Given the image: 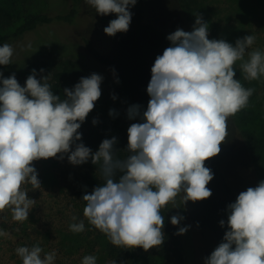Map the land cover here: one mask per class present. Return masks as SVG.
Returning a JSON list of instances; mask_svg holds the SVG:
<instances>
[{
  "label": "clouds",
  "instance_id": "1",
  "mask_svg": "<svg viewBox=\"0 0 264 264\" xmlns=\"http://www.w3.org/2000/svg\"><path fill=\"white\" fill-rule=\"evenodd\" d=\"M85 3L101 16L115 14L103 29L114 37L129 30L130 8L137 0ZM195 17L192 31L177 28L167 36L171 46L156 57L147 86V110L141 112L138 104L127 109L129 120L141 122L127 129L124 159L116 155V137L103 139L95 152L79 142V129L102 95V75L81 77L73 88L63 89L61 99L51 90L49 75L37 79L33 69L21 86L15 73L5 78L0 72V213L7 208L13 221L28 220L36 200L29 198L24 185L41 188L33 162L65 156L74 166L89 160L97 166L104 183L82 196L83 215L112 245L123 249L147 252L160 247L165 241L163 209L179 208L178 197L184 206L212 196L208 184L214 173L206 161L221 152L229 135V117L246 108L255 91L235 78V65L240 62L245 80H259L264 77V52L248 51L256 41L251 34L238 38L234 46L224 39H209L208 23L199 13ZM13 54L12 45H0V65L12 64ZM116 114L109 110V116ZM97 123L94 118L92 124ZM227 213L223 240L204 264H264V180L240 192L227 205ZM184 219L176 214L170 222L179 226ZM219 224L223 228L225 220ZM189 228L178 227L176 234ZM69 230L84 232V220L70 224ZM6 235L0 230V236ZM15 251L22 264H55L56 252L44 253L38 245ZM81 264H97V257L86 255Z\"/></svg>",
  "mask_w": 264,
  "mask_h": 264
},
{
  "label": "trees",
  "instance_id": "2",
  "mask_svg": "<svg viewBox=\"0 0 264 264\" xmlns=\"http://www.w3.org/2000/svg\"><path fill=\"white\" fill-rule=\"evenodd\" d=\"M61 1L63 0H57L55 6H58ZM64 1L68 2L71 6V10L67 14H56L52 16L46 12H42L32 15L20 23L9 36H6L4 42L20 40L25 35L31 32L35 33L37 29L46 27L51 23H72L81 0ZM176 1L179 3L182 21L189 26L195 24V15L198 13L201 14L204 19L205 12L201 10L202 8L196 0ZM227 1L233 9L232 15L229 16L233 29H231L228 37L225 38L227 42L235 44V41L240 38L241 30L246 27L253 28L254 25L264 27V0ZM50 8L49 2L46 1L42 9L46 11ZM130 11L133 15L129 30L126 33H117L114 37L107 35L110 39V48L106 53L97 51L87 40L83 41L85 53L92 59L90 64L91 73L88 75L76 73L71 69L69 63H66L63 65L61 72L49 75L47 82L51 86V90L54 94L60 95L61 99H63L64 88H73L81 77H87L92 73L101 75L99 69L102 68L104 72L110 73L112 77L111 81H108V79L104 77L101 84V96L105 99L104 101L109 104L111 109L119 111L126 117L128 107L133 104L140 105L141 112L147 110L148 101L150 99L147 93V86L151 79V68L156 57L162 55L164 49L168 47V40L161 30L145 21L146 10L144 0H137L135 6L130 8ZM91 14L103 24L104 28L108 26L111 20L116 18L115 14L101 16L97 14L92 7ZM12 21V12L7 7L0 5V29L12 25ZM217 30L216 26H214V35L218 32ZM48 40L49 38L44 39L41 37H38L36 40L34 39V41L24 49L22 55L23 59L17 62V66L9 69L6 66L0 65V72H3L5 78L15 73L20 85L24 86L27 79L26 77L30 74L25 76V71H28V68L24 70V73H22V70L35 55L45 53L67 58L77 54L75 46H73L74 48L69 46L70 49H67V51L47 48L42 42ZM0 45H3V43H0ZM33 69H35V65ZM235 70V78L239 79L245 88H253L255 90L253 95L249 98L248 106L234 116H236L237 119L241 118L242 122L248 123V130L243 132V137L246 140L245 149L248 157V166H250L251 169L253 168L254 173H259L258 175L260 176V173H264V161H262L264 157L259 154L260 147L264 150V130H259L260 127L258 128V126L262 123L261 119L264 120V113L261 114L257 107L264 105V101L260 102L258 96V92L261 89L259 84H262V98H264V77H261L259 80L248 81L245 80L240 73L237 64L235 65ZM46 75L48 74L44 72L41 74V77ZM113 94L117 97L115 100L111 98ZM103 103L104 102H102V105ZM106 107L107 105L105 106V110ZM103 115L108 116V113H99L98 108L95 106L94 110L89 113L86 121L79 129V132L82 133V141L79 142H83L85 146L91 148L92 151L98 150L100 143L103 139L107 138V136H105L107 134L106 126L92 124L95 116ZM114 119L117 129L119 128L121 134L124 135L122 136V142L120 141L121 145H115L118 150L116 155L118 158L124 159L128 155L127 146L124 145L125 139L128 138L127 129L132 123H139L141 121L137 118L131 120L129 124L124 120L122 121L120 118L116 119L114 117ZM249 127H251V130H249ZM109 131L110 130H108V132ZM257 159L260 161L259 165H256ZM205 166L210 168L214 173L213 180L208 184V187L212 191V196L206 200L195 203L189 201L184 206L178 197L177 203L180 206L179 208H172L171 205H168L167 208L162 210V214L165 217V225L163 228L165 241L160 247H154L147 251L161 260L159 264H185V259L181 250L180 237L176 234L178 227L182 225L184 221L189 222L202 233L212 236L214 239V247H217L223 240L224 233L227 230V205L235 202L239 193L235 185L232 184L225 175L216 157L206 161ZM256 173L255 176L257 179ZM72 174L73 178L69 183H66L68 185H65L66 190L63 192L70 198L75 206L85 207L86 202L83 201L82 196L86 193H90L96 186L102 185L104 183L103 177L96 174L92 169H85L83 172L76 169ZM176 214L185 217V219L180 222L179 226H173L170 222L171 216ZM222 219L225 220V226L223 228L219 224V221ZM19 230L24 238V242L19 244L18 247L27 246L31 248L34 245H38L43 251L48 250L44 246L45 241L39 238V234L35 233V225L31 229L24 221L19 227ZM70 235L71 238L67 240L70 245L67 250H69L70 253L80 244L81 240L83 242L87 238L93 239L95 237L104 241V252L108 260L123 262L133 259V254L130 249H123L112 245L104 234L92 227L89 223H85L84 232H72ZM147 252L143 250L145 256H147Z\"/></svg>",
  "mask_w": 264,
  "mask_h": 264
},
{
  "label": "rangeland",
  "instance_id": "3",
  "mask_svg": "<svg viewBox=\"0 0 264 264\" xmlns=\"http://www.w3.org/2000/svg\"><path fill=\"white\" fill-rule=\"evenodd\" d=\"M46 1L49 2L51 8L44 11L45 9L42 8L45 6ZM196 1L202 8L201 10L205 12L203 20L208 23V38L226 40L225 38L228 37L231 29H233L229 18L232 15V6L230 7L227 0ZM56 2L57 0H0V5L7 7L13 14L12 25L0 29V43H8L14 48L13 63L6 67L10 69L17 66V62L23 59L24 49L38 37L49 38L48 41H43L42 43L45 47L51 49L67 51L70 47L75 46L77 54L67 58L45 53L35 55L28 64L26 63L27 65L22 70V73L28 68L29 70L25 71V76L31 74L35 65L37 79H40L41 74L44 72L48 75L61 72L63 65L66 63H69L71 69L76 73L83 75L91 73L90 64L92 59L85 53L84 40L91 43L101 53H106L109 50L110 39L103 31L104 26L91 14V6L87 5L85 0L80 1L72 23H51L46 27L37 29L35 33L31 32L25 35L20 40L4 42L6 36H9L20 23L32 15L42 12L52 16L56 14L64 15L71 10L68 2L63 0L58 6H55ZM144 5L146 10L145 21L161 30L166 37L177 30V28L184 31H192L193 25L189 26L182 21L179 3L176 0H144ZM214 26L218 29L216 35L213 34ZM250 34L256 37V41L248 51L259 49L264 52V27L259 25H254L253 28L246 27L241 30L240 38ZM167 46H171L170 41H168ZM239 64L240 62H237V67L242 74ZM40 69H45V71L41 73ZM99 71L108 81L112 80L110 73L104 72L102 68ZM259 87L261 89L258 92V96L261 102L264 101V98H262V84H259ZM104 100L101 96L95 106L98 108L99 113H108V116H95V119L98 120L97 124L100 126H106L107 134L105 136L108 139L116 137V145H121L122 136L124 135L121 134L119 128L117 129L114 117L116 119L120 118L129 124L131 120L119 111H116L117 114L115 116H109L111 108ZM101 101L104 102V106ZM257 108L261 114L264 113V105ZM261 121L262 123H260L258 128L260 127L259 130H264V120L261 119ZM243 122L241 118L237 119L236 116L229 117V135L226 142L221 145V152L216 156L225 175L235 185L238 193L245 191L248 187H255L261 180H264V173H260L259 176V173L255 172L257 175L256 179L253 168L251 169L248 166V157L245 149L246 140L243 137V132L248 130V123ZM250 128L249 130H251ZM108 130L110 131L108 132ZM124 143L127 146L128 138L125 139ZM261 150L262 148L260 147L259 154L264 157V152H262L264 150ZM95 151L97 150H93V152ZM259 163L260 161L257 159L256 165H259ZM33 165L38 172L41 188L33 190L30 184L24 185V188L28 191L27 195L29 198L36 200L35 206L30 211L28 220L25 223L31 229L35 225V233L41 236L39 238L45 241L44 246L48 249L44 253L55 251V264H81L83 257L86 255L96 256L97 264H110L111 261L107 259L104 252V241L95 237H91L93 239L87 238L83 242L81 240L80 244L71 253L67 250L68 246H70L67 240L71 238L70 234H72L69 230V225L80 220H84V223H88V221L83 215L84 207L75 206L70 198L64 194L65 185L67 186L68 184L66 183L72 180V173L76 169L81 172L85 169H92L101 176L97 166L93 165L91 160L83 165L74 166L68 162L67 156L63 160L58 158L41 159L34 161ZM73 216L77 218L76 221H73ZM22 224L12 220L10 209L6 208L3 213H0V230L8 233L6 236H0V264H22L21 258L15 251L19 244L24 242L19 230ZM189 225V230L185 234L179 235L185 264H204V258L209 256L216 248L213 245L214 239L209 234H204L193 227L189 222L184 221L179 227ZM130 251L133 254L131 261L116 262V264H159L161 261L152 253L147 252V256H145L142 248L130 249Z\"/></svg>",
  "mask_w": 264,
  "mask_h": 264
}]
</instances>
